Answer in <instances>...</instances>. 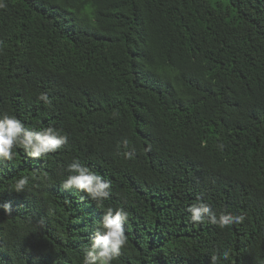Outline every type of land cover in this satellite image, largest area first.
I'll list each match as a JSON object with an SVG mask.
<instances>
[{
	"label": "trees",
	"instance_id": "1",
	"mask_svg": "<svg viewBox=\"0 0 264 264\" xmlns=\"http://www.w3.org/2000/svg\"><path fill=\"white\" fill-rule=\"evenodd\" d=\"M3 2L0 115L69 142L0 162V264H82L121 206L113 264H264V0ZM74 158L111 180L110 199L61 187ZM197 198L245 219L194 225Z\"/></svg>",
	"mask_w": 264,
	"mask_h": 264
},
{
	"label": "clouds",
	"instance_id": "2",
	"mask_svg": "<svg viewBox=\"0 0 264 264\" xmlns=\"http://www.w3.org/2000/svg\"><path fill=\"white\" fill-rule=\"evenodd\" d=\"M6 5L0 0V8ZM38 100L45 105H51V99L45 92H41ZM69 142L67 134L54 127H46L40 130H33L15 115H0V162H11L15 159L16 150L22 149L27 157L40 159L50 153H56L64 148ZM125 146L128 142L124 141ZM220 144L219 148L223 149ZM128 159L133 157V152L126 151ZM67 171L70 173L62 182L61 187L66 190H77L83 194L82 199L87 198L96 201L98 204L110 199L112 194V182L106 177L97 174L79 159L74 158L68 164ZM32 177L22 176L15 180L12 190L17 194L23 193L30 184ZM5 214H11V202L0 204ZM190 213L189 222L194 225L207 223L217 226L223 230L234 224H241L245 216L243 214H232L221 212L219 215L213 210L209 203L200 198L197 202L188 207ZM130 213L123 207H108L102 219L98 222V231L92 236L83 255L82 264H113L121 255V250L127 244L126 225L129 223ZM229 253L224 252L223 258L228 259ZM220 256L213 255L211 264H219Z\"/></svg>",
	"mask_w": 264,
	"mask_h": 264
}]
</instances>
